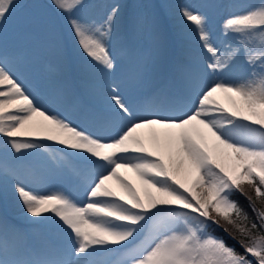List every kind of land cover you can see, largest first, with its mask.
Here are the masks:
<instances>
[{"label": "snow or ice", "instance_id": "1", "mask_svg": "<svg viewBox=\"0 0 264 264\" xmlns=\"http://www.w3.org/2000/svg\"><path fill=\"white\" fill-rule=\"evenodd\" d=\"M51 4L87 66L115 71L113 39L133 55L128 38L145 20L126 18L125 5L95 17L85 0ZM15 6L0 0V23ZM209 7L223 12L218 36L209 12L175 5L195 32L177 92L130 102L109 84L85 126L42 102L18 74L19 57L0 50V177L46 233L32 243L0 217V264H264V0ZM60 174L69 185L50 188Z\"/></svg>", "mask_w": 264, "mask_h": 264}, {"label": "bare ground", "instance_id": "2", "mask_svg": "<svg viewBox=\"0 0 264 264\" xmlns=\"http://www.w3.org/2000/svg\"><path fill=\"white\" fill-rule=\"evenodd\" d=\"M48 1L51 3V0ZM175 1L177 0H148L142 3V9L157 16V23L146 34L143 33L144 30L140 31L144 35L142 44L140 41L143 39L139 32L130 36L129 44L134 49V53L127 58L117 54V48L119 52L121 51L120 40L113 39L111 50L116 56V69L110 76L85 64V57L78 48L65 16L56 18L50 9L40 4V0H34L31 7L39 12V19L29 23L27 28L23 26L28 18L26 13L10 14L3 23H0V50L14 52L16 55L24 50L26 54L19 58L16 67L22 70L24 76L21 75V79L25 84L40 96L48 93V97L41 101L47 100L49 108L69 116L74 123L85 126V117L103 107L109 84L118 85L121 95L130 102H138L147 96L142 90L148 77L153 90H162L161 87L169 84L168 81L162 80L165 75H174L169 68H175L179 76L180 66L176 62L172 65V51H180L181 48L174 41L182 37L180 44H184L187 39L185 37H195V32L190 25L182 26L175 19L173 15ZM125 2L126 0L121 4L125 5ZM217 2L218 0H188L185 3L200 11L209 12L213 16L215 36L220 33V19L223 12L209 6ZM153 7L156 11H153ZM160 8L166 12L164 17L159 11ZM54 12H57L55 8ZM88 15L99 17L103 13L101 10H95L94 7L88 11ZM180 54L181 52L178 57ZM48 64L54 67L49 69ZM66 77L68 78L65 79ZM69 78H73V87L84 93L85 102L75 96ZM66 84L71 86V95L63 93ZM0 178L6 192L5 209L0 204V217H5L7 214L14 215L18 221H9L25 231L32 243L39 244L46 238L45 230L38 224L29 223L24 216L18 202L13 199L11 179L6 182L3 177ZM69 183L67 175H54L49 187L62 188L67 187Z\"/></svg>", "mask_w": 264, "mask_h": 264}, {"label": "rangeland", "instance_id": "3", "mask_svg": "<svg viewBox=\"0 0 264 264\" xmlns=\"http://www.w3.org/2000/svg\"><path fill=\"white\" fill-rule=\"evenodd\" d=\"M33 1L34 0H16V6L14 8H12V10H11V14L15 13V15H18V14H21V13H26L28 18L26 19L27 22H25L23 24L24 28H27L29 23H31L32 21L39 19V16H40L39 12L38 11H34L33 8H31L32 4H33ZM123 1L124 0H85V3L95 5L96 6L95 10H101V12L104 13V11H105V7L104 6L105 5L112 4L114 2L122 3ZM144 1H148V0H126V2H125V6L126 7L124 8V15H125L126 18L131 17L133 14L142 17L145 20V25H144L143 29L140 30V31L144 30L143 33L146 34L150 30V28L153 27L157 23V16L155 14H152L149 11L144 10V9L141 8V6H143L142 3H144ZM187 1L188 0H177V1H175V3H176V5L177 4H185ZM40 4L43 7L50 9L52 11V13L56 16V18L64 16V14H62V13L54 12V7L52 6V4L48 0H40ZM135 10H137V11L141 10V12H135ZM153 11H156L155 7H153ZM159 11H160L161 15L164 17L166 12L162 8H160ZM74 14L75 15H83L80 11H78V12H76ZM177 25L179 26V24H177ZM140 31H139V33H140L141 38H142L144 35ZM215 35L216 34H214V36ZM128 39L130 40V36H129ZM117 40H119V39H117ZM177 40H178V42H177ZM182 40H183L182 37H178L174 41V43L179 44L181 50L180 51H172L173 57H175L177 54L179 55V53L181 52V54L178 57L177 62H176V64L178 66H180V67H181V65L184 63V61L186 59V52H187L188 48L194 42V37H188L187 39H185L184 44H180ZM143 42H144V39L140 41L141 44ZM172 42H173V40H172ZM25 54H26V52H24V50H21V53L19 55H17V56L19 58H21ZM117 54L121 55L122 57L125 58L124 53L121 52V51L119 52L118 48H117ZM48 67L50 69V68H52L54 66L48 64ZM18 74H21L22 76H24L23 73H22V70H19ZM177 76H174V77L177 78ZM167 78H168V76L165 75V78H163V79H167ZM169 78H170V80H175V78L173 79V77L169 76ZM69 79L71 80L72 89H73V91L75 93V96L80 101L85 102L86 101V98H85L86 96L84 95V93L79 91L77 88L73 87V79L72 78H69ZM150 81L151 80H150L149 77L147 79H145L144 87H143V90H142V91H144V93H146V95H147L146 97H149L153 93H155V92L160 90V89L153 90V88H151V82ZM32 85H34L33 82H32ZM179 87H180V85L172 84L171 87H169V86L166 87V88H168V90H166V91H168L169 93H175V92H177L179 90ZM44 96L41 95L40 96L41 99L47 98L48 97V93H45ZM146 97H144V98H146ZM4 189L5 188L2 185L1 178H0V204L2 205L3 209H5L4 200H6V197H5L6 192H5Z\"/></svg>", "mask_w": 264, "mask_h": 264}, {"label": "trees", "instance_id": "4", "mask_svg": "<svg viewBox=\"0 0 264 264\" xmlns=\"http://www.w3.org/2000/svg\"><path fill=\"white\" fill-rule=\"evenodd\" d=\"M233 199H236L240 202L241 206L248 212L249 216L252 215L251 209L248 208V202L244 199V197L240 196L239 194H236L233 196ZM210 231H212L214 235L222 236L226 240V242L230 246H234L237 251H240V252L243 251V249L240 248L239 244H237L235 240L231 239L229 236L223 233L220 229H210Z\"/></svg>", "mask_w": 264, "mask_h": 264}]
</instances>
